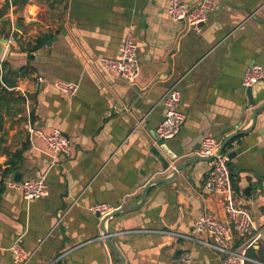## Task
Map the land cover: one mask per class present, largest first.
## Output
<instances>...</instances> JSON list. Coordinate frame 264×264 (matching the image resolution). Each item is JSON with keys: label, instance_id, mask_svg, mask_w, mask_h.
Instances as JSON below:
<instances>
[{"label": "crops", "instance_id": "1", "mask_svg": "<svg viewBox=\"0 0 264 264\" xmlns=\"http://www.w3.org/2000/svg\"><path fill=\"white\" fill-rule=\"evenodd\" d=\"M182 1L194 6L201 0ZM169 4L0 0L6 8L0 39L16 32L3 60L31 68L16 89L28 94L33 123L47 133L59 128L71 141V155L53 156L38 137L29 138L27 107L22 118L6 121L7 145L15 151L26 144V150L19 170L5 178L0 264H16L10 247L17 239L32 253L27 264H121L90 206L139 202L145 185L170 171L164 172L153 147L163 156V147L177 155L196 153L206 137L244 127L264 101V81L252 87L254 104L243 85L250 65L264 66V0H217L200 31L174 20ZM129 31L139 65L132 85L99 61L115 57ZM39 39L44 43L29 51ZM70 83L78 86L74 95L65 89ZM174 84L186 119L178 136L160 141L156 129L167 110L163 97ZM234 149L232 183L238 200L252 210L251 234L259 235L248 254L264 262V110L253 130L225 153ZM7 158L0 156V162ZM187 169L179 182L152 186L139 209L110 222L125 264H223L222 255L206 246L158 232L193 234L206 211L228 220L221 195L205 189L211 161ZM17 172L21 181L45 178L48 195L25 200L12 186Z\"/></svg>", "mask_w": 264, "mask_h": 264}, {"label": "built area", "instance_id": "2", "mask_svg": "<svg viewBox=\"0 0 264 264\" xmlns=\"http://www.w3.org/2000/svg\"><path fill=\"white\" fill-rule=\"evenodd\" d=\"M216 3L217 0H201L197 5L192 6L182 0H170L168 14L174 20L184 21L189 27L200 31ZM239 26L243 28L244 24ZM9 39L10 43L14 41L13 34L10 35ZM136 50L137 43L132 32L129 31L119 53L115 57H101L99 61L105 67L115 70L126 83L132 85L136 83L139 74ZM261 81H264V66L261 64L250 65L244 75V87H253ZM65 89L70 95H74L78 86L70 83L65 85ZM26 97L27 118L24 128L29 138L38 137L53 156L64 155L68 157L71 155L70 138L61 129L54 128L47 133L33 123L29 98L27 95ZM181 97L182 94L177 84L171 86L165 93L163 102L167 110L163 121L156 129L158 139H171L181 132L186 119L185 114L178 109ZM219 146L220 141L214 136H208L203 140L198 153L203 156L215 155L210 160L211 172L206 180L205 189L221 195L228 220L224 222L215 213L206 211L196 219L193 234L170 230H159L158 232L192 240L206 246L222 255L223 264H264V262L254 259L248 254V249L256 243L259 235L251 234L254 226L252 210L248 205L238 200L231 179L230 158L226 153L216 154ZM12 186L18 189L27 201L44 198L48 195V185L45 178L14 182ZM117 208L107 203H98L90 206L89 209L96 214L100 213V219H102ZM236 237L239 240L237 245L234 242ZM42 240L41 238L40 242ZM20 242L21 239H17L10 249L14 253L16 264H27L32 253L26 251ZM184 260H190V255L186 254Z\"/></svg>", "mask_w": 264, "mask_h": 264}, {"label": "water", "instance_id": "3", "mask_svg": "<svg viewBox=\"0 0 264 264\" xmlns=\"http://www.w3.org/2000/svg\"><path fill=\"white\" fill-rule=\"evenodd\" d=\"M3 20H5V18H3ZM9 44H10V39L6 35H3L0 39V62L3 60L6 47L9 46ZM247 94L250 98L251 104H254L255 100L252 94V87L247 88ZM263 110H264V101L254 107V109L251 112V117L248 123L244 127L234 132H232L233 129H227L221 135H219L216 139L220 141V146L216 154L227 152L230 149V147L233 146V141L237 137L251 132L256 124L258 114L261 113ZM224 134H228V135L223 137ZM163 140L165 139H160V141H163ZM162 149H164L165 152L167 153L166 156H163L160 150L156 147L152 148V152L161 161L163 170H165L164 172L170 170L168 171L169 173H166V175L162 177H158L156 179L149 181L143 189L142 197L139 202L122 205L118 207L115 211H113L112 213L103 217L101 220V228H102L103 236L105 240L108 242V244L113 248V250L119 255L121 264H125V259H124V256L120 248L117 246V244L113 240V237L110 231V222L116 216L120 214H124V213L139 209L143 205L144 201L146 200L148 193H149V189L152 186H158L164 183L167 184V183L179 182L180 179L183 177V174L188 172L187 168L189 166L194 167L198 161H210L215 157V155H211V156L200 155L198 151H196V153H186V154L184 153L181 155H177V154L167 151L166 147H163ZM236 154H237L236 149L228 152V156L230 160L233 159L236 156ZM14 179L17 182L21 181L22 176L20 172L15 173ZM96 215L97 217L100 218V213H97Z\"/></svg>", "mask_w": 264, "mask_h": 264}, {"label": "trees", "instance_id": "4", "mask_svg": "<svg viewBox=\"0 0 264 264\" xmlns=\"http://www.w3.org/2000/svg\"><path fill=\"white\" fill-rule=\"evenodd\" d=\"M9 5V2H6ZM5 7L0 8V18L5 14ZM16 37V32H14ZM44 39H39L38 42L29 49L32 51L42 45ZM31 72L29 65H24L19 68H14L8 60L0 62V156L7 155L8 158L5 161L6 167H3V163L0 162V202L3 193L6 189L5 178L15 171L19 170L20 163L23 158V154L26 150V144L22 147L12 151L7 145V132L5 128L6 121L11 118H17L24 115L28 94H24L20 90H17L18 83L21 79L28 76ZM31 117L33 119V111H31ZM230 166V161H229Z\"/></svg>", "mask_w": 264, "mask_h": 264}]
</instances>
